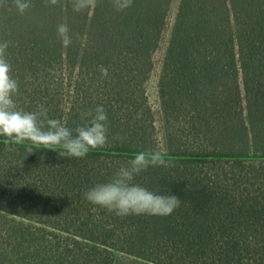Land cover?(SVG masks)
I'll return each instance as SVG.
<instances>
[{"label": "trees", "instance_id": "1", "mask_svg": "<svg viewBox=\"0 0 264 264\" xmlns=\"http://www.w3.org/2000/svg\"><path fill=\"white\" fill-rule=\"evenodd\" d=\"M32 2L22 16L0 11L18 106L43 104L74 128L102 105L108 144L78 159L0 137V264H114L117 252L154 264H264V0H179L170 28L172 0H133L122 12L98 0L80 14L70 0ZM166 31L159 131L144 85ZM138 151H159L170 166L135 182L175 194L179 208L121 218L84 199Z\"/></svg>", "mask_w": 264, "mask_h": 264}, {"label": "clouds", "instance_id": "2", "mask_svg": "<svg viewBox=\"0 0 264 264\" xmlns=\"http://www.w3.org/2000/svg\"><path fill=\"white\" fill-rule=\"evenodd\" d=\"M76 14L94 9L98 0H70ZM47 6H59L60 0H45ZM133 0H112L117 12L130 8ZM0 0V11H15L24 15L34 7L32 0ZM58 39L64 48L74 43V37L66 23L56 26ZM76 39H79L77 36ZM10 41L0 40V137L17 144L31 142L38 148L57 150L60 157L84 158L90 150L104 148L108 144V115L102 105L79 114L80 123L69 128L60 119L50 118L49 110L43 104L36 110L26 111L17 104L19 82L12 75L8 61ZM102 78L108 77V69L99 67ZM121 141L126 137H118ZM29 149V153H32ZM169 167L170 162L162 158V153L138 151L127 164L118 168L111 178L96 184L83 193L84 199L92 205L105 209L117 217L131 215L169 216L181 204L175 194H161L136 183V177L150 167Z\"/></svg>", "mask_w": 264, "mask_h": 264}, {"label": "rangeland", "instance_id": "3", "mask_svg": "<svg viewBox=\"0 0 264 264\" xmlns=\"http://www.w3.org/2000/svg\"><path fill=\"white\" fill-rule=\"evenodd\" d=\"M179 4V0H172L171 9L168 16V28L172 26L176 15V9ZM168 31L164 34L163 40L159 46L158 51L153 56L154 69L145 82V91L147 93L149 103L152 106L153 113L155 115L157 129L160 131L162 127V112L160 107V99L158 92L159 79L161 74V66L164 58V54L167 48ZM114 264H154L138 257L117 252L114 257Z\"/></svg>", "mask_w": 264, "mask_h": 264}]
</instances>
